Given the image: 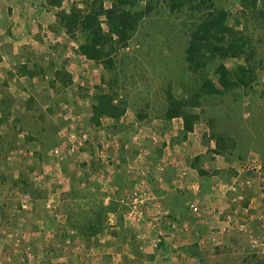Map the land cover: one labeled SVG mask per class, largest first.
Here are the masks:
<instances>
[{
    "label": "rangeland",
    "instance_id": "1",
    "mask_svg": "<svg viewBox=\"0 0 264 264\" xmlns=\"http://www.w3.org/2000/svg\"><path fill=\"white\" fill-rule=\"evenodd\" d=\"M50 1L0 9V264H264V0H214L245 45L222 63L256 79L187 108L191 132L166 112L218 86V61L187 62L197 10L135 0L108 69L57 19L93 0ZM100 93L124 114L93 121Z\"/></svg>",
    "mask_w": 264,
    "mask_h": 264
},
{
    "label": "trees",
    "instance_id": "2",
    "mask_svg": "<svg viewBox=\"0 0 264 264\" xmlns=\"http://www.w3.org/2000/svg\"><path fill=\"white\" fill-rule=\"evenodd\" d=\"M170 11H181L185 8L197 10L200 18L193 23L189 33V44L186 50L187 62L194 68L203 69L207 63L218 61L213 73L216 77V86L208 77H203L198 93L192 101L172 100L166 112L168 119L180 118L183 120L185 131L191 132L196 115L188 114L187 108L200 106L203 96H214L220 91L231 92L239 88H250L256 79V74L250 68L238 66L229 70L223 60L242 58L245 45L239 43L240 33L231 27L228 22V13L218 8L214 0H159ZM244 1V0H243ZM63 0H51L50 5L60 7ZM110 7L105 8L102 0H93L85 4V9L77 6L70 7L68 12L60 11L57 19L72 39L80 36L78 52L88 61L105 65L108 69L114 66L110 51L114 45L125 44L135 31L145 13L150 11L145 6L136 10L135 0H109ZM255 6V0H252ZM203 11H200V10ZM106 26V30L103 28ZM173 104V105H172ZM92 120L102 118L116 119L124 114L115 98L108 93H100L92 107ZM219 140L217 146L219 147Z\"/></svg>",
    "mask_w": 264,
    "mask_h": 264
},
{
    "label": "crops",
    "instance_id": "3",
    "mask_svg": "<svg viewBox=\"0 0 264 264\" xmlns=\"http://www.w3.org/2000/svg\"><path fill=\"white\" fill-rule=\"evenodd\" d=\"M34 0H0V9L6 8L7 10L10 9L11 13L17 10H24L25 12L28 11V13H30L29 11L32 10V5H33ZM20 8V9H19ZM36 8V7H34ZM42 14H40L41 16ZM23 16V14H22ZM187 238V237H185ZM174 252V251H173ZM179 258H177L178 260L181 258L180 261L177 262V259H172L171 260V264H190V256L186 251H179L177 252ZM173 257L175 256V254H172ZM176 260V261H175Z\"/></svg>",
    "mask_w": 264,
    "mask_h": 264
},
{
    "label": "built area",
    "instance_id": "4",
    "mask_svg": "<svg viewBox=\"0 0 264 264\" xmlns=\"http://www.w3.org/2000/svg\"><path fill=\"white\" fill-rule=\"evenodd\" d=\"M189 207H190V209H191V210H193L195 213H197V212H198V208H197V207H195V205H194V204H192V205H189Z\"/></svg>",
    "mask_w": 264,
    "mask_h": 264
}]
</instances>
